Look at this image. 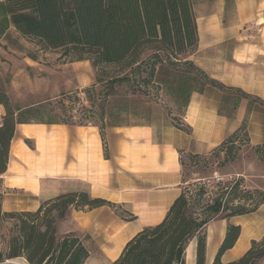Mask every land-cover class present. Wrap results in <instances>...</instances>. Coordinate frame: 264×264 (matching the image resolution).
Here are the masks:
<instances>
[{
  "label": "crops",
  "instance_id": "0c3cea01",
  "mask_svg": "<svg viewBox=\"0 0 264 264\" xmlns=\"http://www.w3.org/2000/svg\"><path fill=\"white\" fill-rule=\"evenodd\" d=\"M193 5L199 42L188 59L226 90L208 85L191 96L183 117L190 132L115 126L106 129L103 140L95 125L17 124L6 171L0 175L3 213L36 212L43 203L68 193H88L110 202L113 207L71 209L56 230L59 238L73 235L81 240L89 253L84 264H114L127 244L162 223L182 196L183 154L210 152L243 127L253 146L264 145V0H193ZM37 58L11 48L0 52V74L10 75L1 88L16 116L17 110L56 98L57 84L51 77L55 72ZM70 65L78 71L89 69L85 62ZM36 72L47 78L43 94L32 89L30 73ZM78 74L80 83L85 82L86 73ZM63 82L70 83L65 77ZM235 93L239 99H234ZM5 116L0 105V128ZM230 226L240 227L241 233L222 256V264L239 261L254 241L264 239V203L251 213L216 218L203 228L205 264L215 263ZM197 249L195 237L187 245L186 264H197Z\"/></svg>",
  "mask_w": 264,
  "mask_h": 264
},
{
  "label": "trees",
  "instance_id": "16d2710c",
  "mask_svg": "<svg viewBox=\"0 0 264 264\" xmlns=\"http://www.w3.org/2000/svg\"><path fill=\"white\" fill-rule=\"evenodd\" d=\"M11 27L23 38L36 42L41 50L61 53L62 58L69 59V63L90 61L96 70L106 67L118 69L116 76L106 80L100 91L102 94L105 91L115 93L117 88L126 87L132 90V95L144 96L152 79H161L165 69V75L172 72L179 75L188 69L199 81L201 87L198 88H188V80L181 81L173 89L185 100L186 108L191 96L202 92L208 85L226 90L188 60L199 42L193 0L0 1V35H4ZM157 64L161 65L158 71ZM149 66L150 73L147 70ZM144 73L145 78L139 81L143 85L138 83V86H133L136 83L135 74ZM160 83L165 84L161 80ZM0 105L6 110L0 128L2 175L6 171L17 124L67 123L35 121L40 114L38 108L17 110L20 112L16 116V109L1 86ZM103 121V126H95L100 128L105 140L106 129L115 126L108 125L104 118ZM259 150L264 153V145ZM1 187L2 180L0 217L15 220L16 224L15 235L10 239L7 251L0 253V264L19 259L27 264H84L89 257L87 249L73 235L59 238L57 223L65 220L71 209L84 211L113 207L110 202L94 199L88 193H68L43 203L36 212L3 213ZM263 203L264 199L253 211ZM223 211L221 204L215 203L209 215L197 218L191 213L185 194H182L162 223L139 233L127 244L122 256L114 264H186V248L195 237H198L197 264H205L206 235L203 228L213 220V215L217 216ZM253 211L234 208L229 216L222 218ZM240 233V227L228 228L227 237L214 264H222V256L234 247ZM263 260L264 239L254 241L251 249L239 261L231 264H261Z\"/></svg>",
  "mask_w": 264,
  "mask_h": 264
},
{
  "label": "rangeland",
  "instance_id": "374dc122",
  "mask_svg": "<svg viewBox=\"0 0 264 264\" xmlns=\"http://www.w3.org/2000/svg\"><path fill=\"white\" fill-rule=\"evenodd\" d=\"M3 48L28 54L33 59L42 57L41 63L50 66L52 72H55L50 74L51 77L54 76L53 83L57 84L56 98L35 107L40 110V114L35 118L37 122L64 121L67 123L65 125L103 126L104 118L110 126L149 125L158 131L167 127L188 131L183 123L186 102L178 92L173 91L181 81L190 80L187 83L190 89L201 87L195 75L188 69H184L179 75L167 72L169 79L165 75V69L161 79H152L145 89L147 92L144 96H134L132 90L126 87L117 88L115 93L105 91L102 94L100 91L103 90L106 80L116 76L118 69L106 67L96 70L90 61H83L88 64L89 69L86 72L85 69L79 70L87 75L85 82L80 83L79 71L70 65L69 59L62 58L61 53L41 52L36 42L22 39L13 27L4 35H0V52ZM160 68L161 65L157 64V71ZM150 69L151 66L147 69L148 73ZM30 75L34 92L43 94L46 88L44 81L47 78L37 72ZM145 76V73L135 74L136 83L133 86H138V83L143 85L139 81ZM64 77L68 78L70 83L65 85ZM9 79L8 73H1L0 86ZM19 79L21 81V78ZM160 80L165 84L160 83ZM82 86L83 88L79 89ZM239 97L235 93L234 99ZM41 98L44 99V95ZM225 110L226 106L223 104L221 111ZM259 148L260 146L250 143L247 129L243 127L210 152L194 154L189 151L182 155L185 183L183 194L189 201L190 211L195 217L205 218L215 203L221 204L224 211L217 216L213 215V220L229 216L234 208L253 211L263 201L264 153L260 152ZM15 224V220L0 217V253L7 251L9 241L15 235ZM10 262L27 264L21 259Z\"/></svg>",
  "mask_w": 264,
  "mask_h": 264
},
{
  "label": "water",
  "instance_id": "95a60500",
  "mask_svg": "<svg viewBox=\"0 0 264 264\" xmlns=\"http://www.w3.org/2000/svg\"><path fill=\"white\" fill-rule=\"evenodd\" d=\"M7 263H9V264H10V263L13 264V262H7Z\"/></svg>",
  "mask_w": 264,
  "mask_h": 264
}]
</instances>
